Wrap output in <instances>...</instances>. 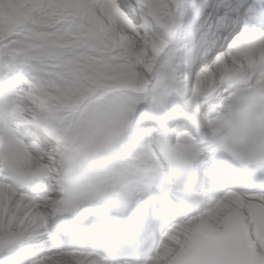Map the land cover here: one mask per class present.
I'll return each instance as SVG.
<instances>
[{
	"label": "clouds",
	"instance_id": "9594fccd",
	"mask_svg": "<svg viewBox=\"0 0 264 264\" xmlns=\"http://www.w3.org/2000/svg\"><path fill=\"white\" fill-rule=\"evenodd\" d=\"M0 264H264V0H0Z\"/></svg>",
	"mask_w": 264,
	"mask_h": 264
},
{
	"label": "bare ground",
	"instance_id": "6f19581e",
	"mask_svg": "<svg viewBox=\"0 0 264 264\" xmlns=\"http://www.w3.org/2000/svg\"><path fill=\"white\" fill-rule=\"evenodd\" d=\"M13 3H19V4H23L26 2V0H12Z\"/></svg>",
	"mask_w": 264,
	"mask_h": 264
}]
</instances>
